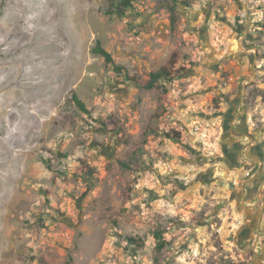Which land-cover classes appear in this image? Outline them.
<instances>
[{"label": "rangeland", "instance_id": "1", "mask_svg": "<svg viewBox=\"0 0 264 264\" xmlns=\"http://www.w3.org/2000/svg\"><path fill=\"white\" fill-rule=\"evenodd\" d=\"M119 1L0 0V264H264V0Z\"/></svg>", "mask_w": 264, "mask_h": 264}, {"label": "trees", "instance_id": "2", "mask_svg": "<svg viewBox=\"0 0 264 264\" xmlns=\"http://www.w3.org/2000/svg\"><path fill=\"white\" fill-rule=\"evenodd\" d=\"M193 0H175V3H177L178 5H183L185 7H189L191 6ZM133 6L132 4V0H120L117 3V10H115V12H117L119 15H123L126 13V9L131 8ZM175 22V20H174ZM95 53L102 55L105 60L110 63L113 64L114 68L116 70L122 71L124 73H126V77L131 80V81H135V78L133 76H130L128 74V72L126 71L125 67L117 64L114 60L113 57L111 55V53L109 51H107L105 48H103L99 42L97 43V46L94 48L93 50ZM175 65H176V52H174L172 54V58L169 61V66L165 65L163 67H161L160 69L153 71L149 74V78L147 80H145V82H143V86L145 88H155L157 91L160 92L161 96L164 97L167 91V88H165L164 84L165 82H170L175 78L176 72H178V70H175ZM74 101L79 105V107L85 111V112H89V110L86 108L85 103L78 98L77 94H74ZM164 135L168 138H173V136L168 133V132H164ZM125 166L127 167L128 165L125 164ZM90 175H93V172L90 170ZM156 237L160 238L161 237V232L157 231L155 233ZM127 240L133 245H136V247H141L143 245V241L133 237V236H128ZM162 247V246H160Z\"/></svg>", "mask_w": 264, "mask_h": 264}]
</instances>
